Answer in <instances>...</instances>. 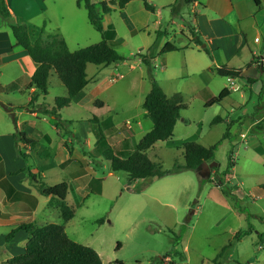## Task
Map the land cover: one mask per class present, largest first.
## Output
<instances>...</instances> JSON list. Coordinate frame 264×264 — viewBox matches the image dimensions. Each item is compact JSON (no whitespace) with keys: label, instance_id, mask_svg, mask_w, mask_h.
<instances>
[{"label":"crops","instance_id":"obj_1","mask_svg":"<svg viewBox=\"0 0 264 264\" xmlns=\"http://www.w3.org/2000/svg\"><path fill=\"white\" fill-rule=\"evenodd\" d=\"M112 1L91 0L99 13L102 3L112 8V12L102 15L101 39L106 40L117 51L127 44V41L129 43L138 37L141 45L132 49L133 56L145 54L152 47L154 70L159 68L160 71L168 72L161 79H157L154 72V79L167 98L178 94L185 106L179 112L172 136L164 142L173 143L178 125L185 128L192 125L194 121L186 118L184 114L188 112L186 104L194 98L202 111L215 109L213 113L215 115L212 116L219 117L218 122L226 124L227 139H238L239 135L247 134L249 127L257 123L262 125L264 130V64L256 66L257 55L264 50V44L260 45L259 39V34L264 33L263 25L259 23V15L264 9L263 0H260V8H257L252 0H192L190 3L182 0H147L154 8V13L146 11L140 1H131L122 9H118ZM75 2L76 0H4L9 22L25 25L32 40L39 35L42 38L59 36L69 50L71 49L66 36L69 35L78 42L82 39V33L87 31L88 21L82 14L83 8H77ZM59 10L64 11V16ZM57 17L61 21L66 18L65 24L69 26L64 24L63 27L61 22L53 23L52 20ZM7 29L9 30L0 20V77L9 65H15L21 75L11 79L9 85H0V264H7L10 258L24 252L29 236L23 231H16L9 243H5V237L12 229L26 220L35 226H41L35 222L45 210L39 213L42 196L37 193L34 182L53 186L43 180L46 170L70 169L72 179L70 183H66L68 192L73 191L71 193L76 194L82 190L86 195L89 189L85 184L81 185V182L88 175L84 168L92 164L91 157L88 158L86 153L92 152L96 142L92 141L90 134L94 137V132L100 131L105 138L106 147H113L118 154H126L134 152L138 141L152 128L151 119L142 109V102L150 85L147 77H144L146 69L139 58L132 60V64L122 61L108 66H98L101 67L100 71L108 70V73L104 77L103 74H97L96 77L100 76V80H94L90 88L92 83L87 76L88 84L83 90L84 96L66 108L75 107L80 113L86 112V115L76 119L74 126L73 121L60 116L65 127L63 132L57 128L53 118L50 117V121L47 122L45 118L48 116L39 119V113L32 107L19 108L29 102L30 96L35 95L34 89L25 88L36 69V64L24 50L15 46V41L9 42ZM196 38L202 42L200 47L193 41ZM255 39L258 42H255ZM166 43H170L177 50L159 54ZM202 47L209 50L211 58L201 50ZM221 66L239 69L242 78L216 75L214 69ZM88 67L89 65L86 66V75ZM125 70L140 71L138 83H135L139 93L136 102L117 104L102 97V92L111 85H117L119 81L124 80L127 75L123 73ZM111 76L113 79H110ZM21 77H24L22 85L16 87L15 83L21 80ZM52 78L53 74H50L48 79ZM244 78L251 79L252 83H248ZM164 85L166 88L171 87L170 93L165 91ZM7 88L24 90L25 101L12 102L8 105L5 98ZM224 89L228 91L227 97L219 104L204 107L210 96H217ZM236 92H240L242 102L229 103L231 95ZM65 96L66 94L62 97ZM95 101L99 102V105H95ZM38 102L37 100L34 105H38ZM23 114L45 123L54 132L57 140L54 141L40 130L32 129L34 135L32 133L27 135L21 131L25 123L18 121V117ZM246 118H249L251 123L245 125ZM66 129L69 130V138L83 144L86 150L78 153L75 149L66 148L67 138L62 135L66 133ZM15 131L23 133L26 139L34 142V145L16 142L20 152L26 156L25 161L19 158L15 151L13 140ZM256 135H259V152L264 154V134ZM98 152L96 155L100 157ZM67 160L68 163L63 167L61 164ZM28 174L34 179H30ZM89 180L100 179L89 175ZM213 187L219 190L214 184ZM46 199L43 203L47 207H56L50 205L49 199Z\"/></svg>","mask_w":264,"mask_h":264},{"label":"rangeland","instance_id":"obj_2","mask_svg":"<svg viewBox=\"0 0 264 264\" xmlns=\"http://www.w3.org/2000/svg\"><path fill=\"white\" fill-rule=\"evenodd\" d=\"M59 11H62L64 16V11ZM82 14L86 16L83 9ZM65 20L66 18L61 21L57 17L52 22H61L65 27ZM259 20L264 30V9L259 15ZM86 27L87 31L82 33V39L78 42L69 35L66 36L70 51L85 48L101 40L100 34L94 31L88 22ZM7 32L9 42H14L10 30L7 29ZM263 34H259L260 45L264 44ZM126 43L115 51L125 58L127 64H132V60L139 57L133 56L131 51L139 47L141 42L136 37ZM261 54H264V50L256 55L258 57ZM256 66L259 65L256 63ZM17 70L15 65H9L0 77V85H9L11 79L20 76ZM100 70L101 67L89 64L87 76L92 83L89 88L93 86L94 80H100V76L96 77L97 74H103L104 77L108 73V70ZM139 72L125 70L123 73L127 75L124 80L119 81L117 85H111L102 92V97L117 104L131 101L135 103L139 98L136 85ZM154 72L157 79L168 74L159 68L153 70ZM144 77H147V74ZM23 79L24 77H21L15 86L22 85ZM107 83L110 82L107 80ZM164 89L168 93L172 90L165 85ZM5 94L8 105L25 101L26 98L25 91H17L16 88H7ZM65 94V88L53 74V78L47 81V95H40L37 100L39 104L44 103L46 107L51 108L54 106V99ZM228 102L241 103L240 92L231 95ZM186 105L188 112L184 116L194 121L192 125L186 128L178 125L173 143L157 142L147 151V157L150 161L158 163L163 171H170L174 162L182 163L181 141L202 146L219 142L214 152V162L218 167L215 170L212 168L209 176L201 177L199 172L184 171L161 178L129 181L124 172H110L108 162L101 155L106 147H97L86 153L92 160V164L84 168L87 177L81 179V185L85 184L89 189L87 194L84 195L82 190L76 194L69 191L66 196L67 204L72 205L75 211L73 218L63 222L58 208L47 207L43 203L47 199L42 197L38 209L39 213L45 211L35 223L62 225L67 237L75 243L92 248L98 254L101 264H113L115 261L122 264H264V241L259 243L257 237L262 234L264 239V220H259L264 218V191L258 187L264 183V154L259 152V135H256L259 133L255 129L259 123L249 127L245 142H238L235 138L221 140L226 131V124H211L215 109L202 111L195 98ZM24 107L27 108V104L19 106ZM66 108L61 109L59 114L73 121V126L76 119L86 115V112L80 113L75 107ZM45 116L48 115L39 114V119ZM48 117L45 118L47 122L50 121V116ZM18 121L25 123L21 131L27 135H34L32 129H36L45 132L54 141L57 140L54 132L34 117L23 114L18 117ZM248 123H251L250 119L246 118L245 125ZM99 132L95 131L94 137L90 134L92 141L99 138ZM107 132L108 129L106 134ZM62 135L67 138V149H75L78 153L86 150L83 144L69 138V130L66 129V133ZM91 146L93 148V144ZM97 152L100 157L96 155ZM229 152H232L231 161L235 164L231 177L221 174L226 167ZM71 173L70 169L46 170L43 180L52 185L60 182L70 183ZM89 175L100 180L90 181ZM203 178H209L210 182L203 181ZM220 180L226 187L236 190L234 193L239 199L238 207L241 212H238L232 200L214 189L213 184L216 185ZM247 216L248 220L245 219ZM99 219H103L100 224L96 223ZM249 226L252 228L249 235L233 240L238 232L247 230ZM228 242L232 243L231 247L222 258L213 262L212 259Z\"/></svg>","mask_w":264,"mask_h":264},{"label":"trees","instance_id":"obj_3","mask_svg":"<svg viewBox=\"0 0 264 264\" xmlns=\"http://www.w3.org/2000/svg\"><path fill=\"white\" fill-rule=\"evenodd\" d=\"M131 1H140L146 11L154 13V8L147 3V0H113L118 9H122ZM185 3H190L192 0H182ZM257 8H260V0H252ZM75 6L83 8L86 13V18L89 25L94 31L102 34V15L112 12V8L106 4H100L101 12L96 11V6L91 0H76ZM0 20L9 28L10 33L15 41V46L24 50L28 57L36 64V69L30 77V81L25 90L34 89L35 95L30 96L27 103L28 108H33L37 98L47 95V80L50 74H54L61 85L65 88V97H56L54 106L48 108L44 103L34 106V110L39 114L48 115L56 121L57 128L64 130L60 120L59 112L61 109L69 107L73 103H77L84 96L83 90L88 84L86 75V66L91 64L94 66H108L119 63L125 60L120 56L115 49L106 40L101 39L99 42L89 45L85 48L70 51L67 48L65 41L59 36H48L42 38L40 35L32 40L28 34L27 28L23 24H12L9 22V13L6 9L4 0H0ZM191 35L194 33L190 31ZM197 46H201L202 42L196 38L193 40ZM177 49L170 43H166L159 54L176 51ZM201 50L211 58L210 52L206 47ZM152 47L145 54H137L141 63L145 66L147 77L149 78L150 89L145 95L142 102V109L151 119L152 128L138 141L134 152L126 154H118L113 147H106L105 138L99 132V138L94 146L96 149L105 148L101 155L109 163V170L113 172H124L129 181H135L146 178H161L169 174H178L184 171L201 170L203 162L211 163L214 161V152L218 143L204 147L194 142H184L181 144L182 159L181 164L174 162L170 171H163L158 163L150 161L146 152L152 148L157 142H164L170 139L176 121L179 119V112L185 108L181 103V98L178 94L167 98L163 90L153 77V60ZM216 75L220 77L242 78L239 69L221 66L214 69ZM248 83H252L249 78H244ZM228 91L222 90L217 96H210L204 103V107H209L213 104H219L225 97ZM99 105V102H94ZM33 105V106H32ZM8 111V110H7ZM220 121L219 117H214L211 124ZM257 133H263L262 125L255 127ZM227 131L222 135L221 140L227 139ZM15 142L14 148L19 157L26 160V156L20 152L16 142H21L25 145H34V142L25 138L23 133L15 131L13 134ZM232 152L227 155V163L222 171V176H230L235 164L231 161ZM69 160L61 164L63 167ZM264 166V164H263ZM215 170V168L213 169ZM30 179H34L31 174H28ZM209 179V178H208ZM203 178L205 182H210ZM37 193L49 199L50 205H55L59 210L61 220L67 222L73 218L75 211L72 205L67 204L66 196L68 187L65 182H60L53 186H47L42 182H34ZM222 195L234 202L238 212L241 209L238 207L239 199L234 194V190L223 185L220 180L215 185ZM259 189L264 191V183L260 184ZM248 220V216L245 218ZM263 221L264 218H259ZM103 219H99L96 223L100 224ZM252 228L249 226L247 230L238 232L233 240H239L243 236L251 233ZM16 231H23L29 237L24 247L22 254L10 258L7 264H101L98 254L90 247L78 244L70 240L64 230V227L59 224H44L35 226L30 221L26 220L19 223L5 237V243H9L13 234ZM259 242H263V235L259 234ZM232 243L228 242L224 245L212 261L222 258L226 251L231 247ZM119 244L117 245V250ZM113 264H122L120 261H115ZM157 264H162L161 262ZM235 264H241L236 262Z\"/></svg>","mask_w":264,"mask_h":264},{"label":"water","instance_id":"obj_4","mask_svg":"<svg viewBox=\"0 0 264 264\" xmlns=\"http://www.w3.org/2000/svg\"><path fill=\"white\" fill-rule=\"evenodd\" d=\"M216 167H218V164L214 161L211 163L203 162L201 165V170L199 171V175L201 177H207L209 176L211 169Z\"/></svg>","mask_w":264,"mask_h":264},{"label":"built area","instance_id":"obj_5","mask_svg":"<svg viewBox=\"0 0 264 264\" xmlns=\"http://www.w3.org/2000/svg\"><path fill=\"white\" fill-rule=\"evenodd\" d=\"M254 41L257 42L258 40L255 39ZM256 63H257V65H261V66L264 64V54H261V55H259V56L257 57V62H256ZM110 79H113V77L111 76ZM245 137H246L245 134L239 135V136L237 137V138H238V142H242V141H244ZM244 142H245V141H244Z\"/></svg>","mask_w":264,"mask_h":264}]
</instances>
